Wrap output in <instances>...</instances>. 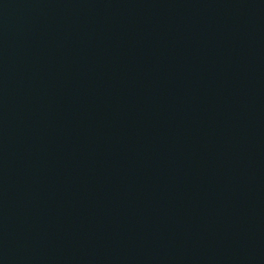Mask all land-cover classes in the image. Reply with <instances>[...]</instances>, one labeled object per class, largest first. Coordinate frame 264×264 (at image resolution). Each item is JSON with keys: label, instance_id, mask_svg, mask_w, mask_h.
Returning <instances> with one entry per match:
<instances>
[{"label": "water", "instance_id": "95a60500", "mask_svg": "<svg viewBox=\"0 0 264 264\" xmlns=\"http://www.w3.org/2000/svg\"><path fill=\"white\" fill-rule=\"evenodd\" d=\"M0 264H264V0H0Z\"/></svg>", "mask_w": 264, "mask_h": 264}]
</instances>
